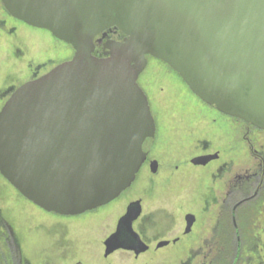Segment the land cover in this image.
<instances>
[{
    "label": "water",
    "instance_id": "obj_1",
    "mask_svg": "<svg viewBox=\"0 0 264 264\" xmlns=\"http://www.w3.org/2000/svg\"><path fill=\"white\" fill-rule=\"evenodd\" d=\"M1 2L75 51L17 89L0 111V174L48 213L73 217L104 207L136 180L156 133L138 84L148 56L209 106L264 130V0ZM111 27L126 39L96 58L95 39ZM140 212L133 204L120 226L129 222L133 234ZM119 236L107 241L106 257L130 249Z\"/></svg>",
    "mask_w": 264,
    "mask_h": 264
},
{
    "label": "flooded vegetation",
    "instance_id": "obj_2",
    "mask_svg": "<svg viewBox=\"0 0 264 264\" xmlns=\"http://www.w3.org/2000/svg\"><path fill=\"white\" fill-rule=\"evenodd\" d=\"M7 15L14 22L35 29L9 13ZM125 39L118 28L107 29L95 39L94 56L107 58L109 50L106 45ZM151 58L147 57V66ZM38 78L35 75L26 83ZM24 84L10 90L8 99ZM183 86V89L170 88L161 92L162 97L151 95L140 86L147 96L156 126L155 139L136 180L125 182L115 201L79 216L65 217L48 213L20 195L22 199L49 216L71 222L98 216L121 202V213L111 221V215L96 220L109 233L101 246L107 264H115L113 258L117 255L133 264H212L217 261L225 264L227 236L237 238L236 250L239 251L242 244L241 217L258 216L246 215L242 211L264 202L261 197L264 189V130L221 113L202 101L188 85ZM157 98L162 100L160 106ZM244 151L253 162L247 169L243 167ZM153 200L192 208L182 213L181 236L176 235L175 227L168 225L169 219L145 211L146 204ZM135 203H139L141 212L132 223L131 234L130 223L122 226L120 223ZM188 219L192 225L187 233ZM158 225L166 228L156 230ZM119 230L120 247L130 249H120L106 257V243ZM10 234L15 243L13 231ZM15 249L17 264H30L16 243Z\"/></svg>",
    "mask_w": 264,
    "mask_h": 264
},
{
    "label": "rangeland",
    "instance_id": "obj_3",
    "mask_svg": "<svg viewBox=\"0 0 264 264\" xmlns=\"http://www.w3.org/2000/svg\"><path fill=\"white\" fill-rule=\"evenodd\" d=\"M0 0V111L5 105L10 90L26 83L32 77L43 76L74 56L71 46L52 34L35 30L11 20ZM1 23L4 24L1 26ZM139 85L152 95L163 96L170 88L187 85L167 64L149 59L147 69L140 77ZM11 88V89H10ZM158 99V106L162 100ZM252 159L243 152V167L250 168ZM121 203V202H120ZM120 203L105 209L98 216H89L73 222L49 216L27 203L20 194L0 175V264H17L15 243L19 245L23 258L30 264H107L104 260L103 241L108 236L104 227L96 220L110 216V221L121 213ZM263 211L253 222V238L250 245L244 240L245 252L241 264H264V203ZM249 210L251 206L247 207ZM191 207L176 203L167 204L153 200L146 204V212L169 219L168 225L181 236L182 213ZM251 216V215H249ZM254 217H251L254 218ZM165 225V224H164ZM158 225L155 229L166 228ZM13 231L15 243L10 234ZM232 245L237 238H232ZM242 243V241L240 242ZM115 264H133L117 255ZM19 264V262H18Z\"/></svg>",
    "mask_w": 264,
    "mask_h": 264
},
{
    "label": "trees",
    "instance_id": "obj_4",
    "mask_svg": "<svg viewBox=\"0 0 264 264\" xmlns=\"http://www.w3.org/2000/svg\"><path fill=\"white\" fill-rule=\"evenodd\" d=\"M261 197L264 198V189L261 193ZM264 202L262 201L259 204H253L251 206V209L249 210L248 208H246L245 210L242 211L243 214H260L263 211V207L262 204ZM258 217H254L251 219V217H247L243 215V218L241 217V221H240V225L239 228L242 232L241 235V239H242V244H241V249L239 251L236 250V245H232V238L231 236H227V251L225 252V264H241L242 261L244 260L243 256L245 254V252L243 251V245L244 244V240L246 239V241L250 244V245H255L253 242H256V240L252 239L253 237V223L255 224L256 222H253L255 219H257ZM231 229V227L229 226L228 223V230ZM263 254V259H264V249L261 252ZM212 264H219L218 261Z\"/></svg>",
    "mask_w": 264,
    "mask_h": 264
}]
</instances>
